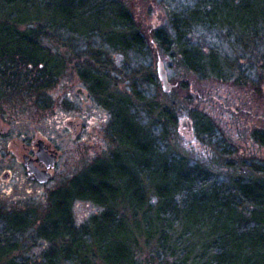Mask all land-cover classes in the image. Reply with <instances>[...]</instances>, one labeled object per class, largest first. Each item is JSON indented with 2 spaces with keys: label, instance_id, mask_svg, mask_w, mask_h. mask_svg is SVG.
Masks as SVG:
<instances>
[{
  "label": "trees",
  "instance_id": "16d2710c",
  "mask_svg": "<svg viewBox=\"0 0 264 264\" xmlns=\"http://www.w3.org/2000/svg\"><path fill=\"white\" fill-rule=\"evenodd\" d=\"M116 1L121 14L108 18L113 24L104 21L106 31L101 24L88 30L85 18L52 11V3L49 18L39 8L35 18H0V99L25 88L45 95L66 68L57 50L67 47L77 55L88 92L111 114L106 133L112 145L51 190L44 204L0 207V264H264V157L240 152L196 109L192 129L204 148L191 159L179 133L178 107L144 90L159 85L153 53L131 12ZM187 3L173 5L168 24L152 32L159 60H176L199 82L246 85L239 63L255 60L249 52L264 41V0ZM223 46L244 53L234 60ZM104 47L136 64L126 68L131 96L113 90ZM47 101L42 96L39 104ZM251 139L264 148L263 130ZM80 201L99 210L77 223L74 205ZM27 240L34 247L45 244L38 258L27 252Z\"/></svg>",
  "mask_w": 264,
  "mask_h": 264
},
{
  "label": "rangeland",
  "instance_id": "374dc122",
  "mask_svg": "<svg viewBox=\"0 0 264 264\" xmlns=\"http://www.w3.org/2000/svg\"><path fill=\"white\" fill-rule=\"evenodd\" d=\"M121 1L147 38L148 49L154 58V62L150 64L157 75L159 57L152 32L168 24L173 5L182 2L187 5L188 0ZM48 3H52V11L69 12L70 18H85L91 27L88 30L101 24L99 29L106 31L109 27L104 21L113 24L108 18H114L113 14H121V3L116 1L115 5L113 0H0V18H5L8 23H12L7 20L8 17L20 20L35 18L37 8L43 18H49ZM97 16L101 19L99 23H96ZM236 29L240 31L239 28ZM95 42L97 41L91 42V45L95 46ZM260 44L254 54L249 52L248 55H253V58L257 56L255 60L248 61L246 58L239 63L248 75L246 85L242 82L235 84L234 80L199 82L187 74L176 60L161 57L160 61L167 71L172 90L165 92L159 80L156 88L149 87L144 90L157 101L178 107L179 133L191 159H196L198 154L203 153L204 144L196 137L194 128L190 130L182 122L184 118L191 122V111L196 109L208 114L220 127L224 138L239 148L240 152L248 155L256 152L264 157V148H258L251 139L255 130L264 131V41ZM49 45L52 46L51 43ZM56 49L54 48V52ZM102 50L109 60L108 72L112 77L113 90L131 96L133 91L126 68H134L136 64H127L126 57L121 53L105 47ZM68 51L67 47L59 46L57 52L64 58L66 68L56 84L43 91L45 95L39 92L30 95L25 93V88L21 94L11 95L9 100L0 99V207L12 209L44 204L51 190L62 186L67 179L111 150L112 145L106 133L111 114L100 107L90 95L79 77L77 68L80 64L75 57L77 55L69 54ZM223 51L234 60L240 52L239 50L234 54L225 46ZM78 89L84 90L87 102L77 94ZM1 90L11 89L3 86ZM42 96L48 101L40 105ZM70 123H73L74 128L68 125ZM38 138L44 139L59 151L54 178L44 185L29 179L21 157L33 148L34 141ZM6 171L11 172V177L3 178ZM98 210L90 202H77L74 205L75 219L77 223H82ZM24 244L33 258H38L45 247L44 243L34 247L31 240Z\"/></svg>",
  "mask_w": 264,
  "mask_h": 264
},
{
  "label": "water",
  "instance_id": "95a60500",
  "mask_svg": "<svg viewBox=\"0 0 264 264\" xmlns=\"http://www.w3.org/2000/svg\"><path fill=\"white\" fill-rule=\"evenodd\" d=\"M157 75L160 82L162 83L163 90L165 92H170L172 90V86L169 83V77L164 67V64L160 60L157 64ZM78 92L82 95L85 101H88L82 89H79ZM182 124L188 125L190 127V130H192V124L188 121L187 118L183 119ZM36 145L38 147V150L36 152L37 158L35 160L30 159L28 155L24 156L25 165L28 168L27 173L29 175V178L35 179L42 184H47L52 179L51 172L39 169L37 166L34 165V162H43L46 164L47 168H54L57 163V153L50 152L43 140H39ZM3 178H8V176L5 175Z\"/></svg>",
  "mask_w": 264,
  "mask_h": 264
},
{
  "label": "flooded vegetation",
  "instance_id": "af4514ba",
  "mask_svg": "<svg viewBox=\"0 0 264 264\" xmlns=\"http://www.w3.org/2000/svg\"><path fill=\"white\" fill-rule=\"evenodd\" d=\"M79 90V89H78ZM78 90H77V94H78ZM69 126H72L73 128H74V125H73V123H70V124H68ZM39 139H41V138H38V139H36L35 141H34V145H33V148L31 149V150H29V151H26V153H24L21 157H22V161H23V157L25 156V155H28L29 157H30V159H36V151H37V142H38V140ZM44 140V139H43ZM45 141V140H44ZM45 144L47 145V147H48V150L50 151V152H56L57 153V156H58V162H59V151L56 149V148H54L53 146H51L49 143H47L46 141H45ZM58 162H57V164L55 165V167L53 168V169H51V170H49L51 173H52V175H53V177L52 178H54V175H55V169H56V167H57V165H58ZM23 165H24V167H25V163H24V161H23ZM34 165L35 166H37L39 169H47V166H46V164L45 163H43V162H37V161H35L34 162ZM26 168V167H25ZM26 172H27V169H26ZM6 176H9V177H11V172L10 171H6ZM31 181H33V182H35V183H38L37 181H35V180H31ZM39 184V183H38Z\"/></svg>",
  "mask_w": 264,
  "mask_h": 264
}]
</instances>
